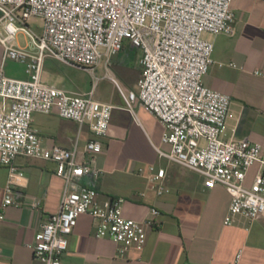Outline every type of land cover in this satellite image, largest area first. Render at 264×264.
Segmentation results:
<instances>
[{
  "label": "built area",
  "instance_id": "1",
  "mask_svg": "<svg viewBox=\"0 0 264 264\" xmlns=\"http://www.w3.org/2000/svg\"><path fill=\"white\" fill-rule=\"evenodd\" d=\"M231 2L0 0V164L7 171L1 206L13 203L15 187L25 178L15 163L17 156L54 162L55 174L63 180L58 210L34 234L31 248L35 259L60 264L68 236L82 214L92 218L96 237L110 238L119 245L120 255L129 248L141 250L146 228L158 213L152 207L150 218H128L123 215L121 199H96L95 181L102 170L93 161L101 151L98 137L107 133L114 105L98 101L92 91L71 92L42 79L48 56L92 73L101 61L108 64L125 41L141 52L140 76L136 90L125 95L126 107L134 114L138 103L159 121L161 142L170 146L168 152L156 147L159 156L199 172L208 186L225 188L230 197L225 225L237 214L250 221L264 218L262 146L247 138L222 137L231 98L203 83L214 62L210 36L233 32ZM35 18L41 21L40 32L27 25ZM18 31L24 33L27 46L18 45ZM8 59L24 64L25 77L5 74ZM229 65L235 66L233 62ZM252 74L264 78V66L254 68ZM107 77L116 82L111 73ZM53 108L60 117L86 125L95 136L84 144L85 159H78L76 147L42 143L31 124L32 115ZM254 163L257 173L251 185L245 186L247 170ZM138 173L146 176L156 195L169 191L163 184L164 168L148 165ZM240 257L241 250L234 262Z\"/></svg>",
  "mask_w": 264,
  "mask_h": 264
},
{
  "label": "crops",
  "instance_id": "2",
  "mask_svg": "<svg viewBox=\"0 0 264 264\" xmlns=\"http://www.w3.org/2000/svg\"><path fill=\"white\" fill-rule=\"evenodd\" d=\"M231 9L233 32L210 36L214 62L203 83L231 98L222 137L247 138L260 143L264 152V78L252 74L254 68L264 66V0H232ZM27 25L41 31L37 18ZM1 53L0 45V60ZM140 54L138 48L124 42L108 64L101 61L92 73L81 68L82 81L87 83L78 89L61 70H46L44 60L42 79L47 84L71 92L92 91L98 101L114 105L107 133L98 137L101 151L93 161L102 170L95 181L96 199H121L123 215L137 220L152 217V207L158 211L152 226L146 228L143 248H129L124 255L110 238L95 236L89 215H80L60 264H264V218L250 221L237 214L225 225L230 201L225 188L208 186L199 172L159 156L156 147L165 152L170 149L161 142L159 121L138 103L134 114L127 110L125 95L136 90ZM24 68L9 61L4 71L7 76L22 78ZM108 72L116 82L107 77ZM31 124L44 145L76 147L79 160L86 158L85 142L95 137L86 125L60 117L55 108L48 113L34 112ZM15 163L25 178L15 187L13 203L5 208L1 204L7 171L0 164V264H43L33 257L31 244L40 225L58 210L63 180L55 174L52 161L17 156ZM148 165L165 169L163 184L168 192L156 195L146 176L138 173ZM257 170V163L248 168L245 186L251 185ZM239 250L241 257L235 263Z\"/></svg>",
  "mask_w": 264,
  "mask_h": 264
},
{
  "label": "rangeland",
  "instance_id": "3",
  "mask_svg": "<svg viewBox=\"0 0 264 264\" xmlns=\"http://www.w3.org/2000/svg\"><path fill=\"white\" fill-rule=\"evenodd\" d=\"M39 32V31H36ZM25 35L22 31H18L17 32V36H16V41L19 42L21 45H25L26 44V40H25ZM127 42V41H125ZM45 69L46 70H52L53 68H55L56 70H61L62 73H64V75H66L70 81L75 82L74 87L75 88H80L82 86H84L87 82L84 80L82 81V71H81V67L74 65V64H69V63H65L62 62L60 60H57L53 57H46L45 58ZM12 61V60H7V62ZM6 62V63H7ZM22 64V63H21ZM24 65V64H22Z\"/></svg>",
  "mask_w": 264,
  "mask_h": 264
}]
</instances>
